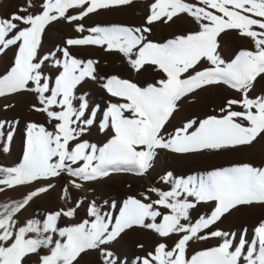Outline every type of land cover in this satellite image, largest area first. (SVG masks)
Listing matches in <instances>:
<instances>
[{
    "label": "snow or ice",
    "instance_id": "6c2138e0",
    "mask_svg": "<svg viewBox=\"0 0 264 264\" xmlns=\"http://www.w3.org/2000/svg\"><path fill=\"white\" fill-rule=\"evenodd\" d=\"M130 3L132 0H42L39 14L0 18V55L10 48L16 49L13 64L6 74L0 75V97L34 93L38 106L33 105V110L54 122L51 131L37 123L27 125L23 162L15 167L0 166V192L62 174L72 177L70 183L77 189L83 186L77 181H97L113 173L144 176L152 168L158 149L182 155L220 152L251 145L264 134V95L250 97L258 77L264 78V0H197L196 3L154 0L147 25L158 21L167 24L187 14L199 30L159 44L148 39L150 27L86 28L83 23H77L75 30L81 35L67 39L66 47L58 49L62 58L58 59L54 53L39 55L43 34L53 22L83 21L92 14ZM33 6L28 0V8ZM28 8L19 11L27 12ZM70 10H76V14H69ZM21 24L25 27L21 28ZM228 30H236L253 42L252 50H241L231 62L221 57L218 42V37ZM85 32L88 34L83 35ZM79 46L118 52L135 72L152 65L164 78L142 88L112 76L102 87L111 97L123 102H109L103 111L98 105L90 107L87 95H77V89L87 80L98 79V61H84L72 55L69 49ZM49 61L59 70L54 83L42 71ZM202 61L211 66L196 70ZM219 85L240 95V99L226 101L220 109L224 115L209 116L194 131L190 129L197 122L190 120L171 135L167 134L166 125L182 99ZM7 123L0 121V139L10 142L12 131L6 137L4 134ZM94 125H98L99 131L112 134L103 147L81 140ZM2 150L9 151L7 147ZM160 179L171 187L168 191L149 188L148 193H155L157 199L152 200L146 193L143 200L130 197L118 217L103 212L91 201L87 208L91 219L71 227L61 228L59 221L61 217L74 218L83 201H78L75 207L49 213L43 221L32 218L22 225L19 222L22 211L36 197L48 192L52 184L30 191L20 201L0 204V264H29L33 255L39 257L40 264H79L82 254L97 250L103 258L102 264H119L105 246L133 227L150 229L161 238L179 237L171 249L166 243H159L139 264H264V222L254 229L251 240L246 232L238 240L234 233L220 230L204 234L238 206L264 205V168L244 163L187 179L167 172ZM64 194L68 199L67 188ZM212 202L210 214L201 215L193 222L191 210L198 204ZM210 237L220 238L222 243L189 259L190 242Z\"/></svg>",
    "mask_w": 264,
    "mask_h": 264
},
{
    "label": "bare ground",
    "instance_id": "6f19581e",
    "mask_svg": "<svg viewBox=\"0 0 264 264\" xmlns=\"http://www.w3.org/2000/svg\"><path fill=\"white\" fill-rule=\"evenodd\" d=\"M34 5L28 8V0H0V18H9L12 14L25 16L28 14H39L42 0H31ZM154 0H132V3L120 8L101 11L86 17L83 21L68 23L65 20H59L50 24L42 37V43L39 55L54 53L58 59L62 58L58 49L66 47L65 41L69 38H79L80 33L75 30L77 23H83L86 28L94 26H129V27H150L152 32L148 39L154 43L164 44L168 40L174 39L178 35H187L199 30L195 21L187 14H181L175 17L172 22L164 23L158 21L152 25L146 24V18L149 15L150 5ZM190 3H196L197 0H187ZM21 8H28L27 12L19 11ZM69 14H76V10H70ZM20 27H25L23 24ZM85 32L83 35H87ZM220 44L219 52L226 62H231L241 50H252L253 42L249 38L242 37L236 30H228L218 37ZM69 51L76 58L87 61L89 59L98 61L96 64V81L87 80L77 89V95H87L90 107L98 105L103 111L109 102L118 103L115 97H111L102 87V84L112 76L121 79H127L136 83L139 87H147L155 84L164 75L157 70L155 66L145 65L140 72H135L127 63L122 54L118 52H106L96 46L71 47ZM16 54L15 47L10 48L4 55H0V75H4L14 62ZM208 63L202 61L197 65L196 70L210 67ZM42 71L46 76L55 77L59 70L52 66L51 62H46ZM187 75V74H185ZM183 78V77H182ZM264 95V78L257 79L250 97ZM228 99H240V95L226 86H209L190 94L179 102L178 110L173 114L166 125L168 135L174 133L178 128L183 127L190 120H195L194 131L199 122L209 116H222L225 113L220 111L224 108ZM77 103H79L77 101ZM37 105L36 94L21 92L10 96L0 97V121H7L4 134L7 136L12 131V140L7 142L0 139V166L15 167L23 162L26 152V127L29 123L44 125L48 130H53V123L44 113L33 110L32 106ZM8 106V107H6ZM235 107V106H234ZM239 111L241 109L235 108ZM126 115H128L126 113ZM98 120L100 119L98 115ZM111 132H101L98 125H94L81 140H86L97 147H103L111 139ZM7 147L8 152L2 149ZM158 154L153 161V166L144 176H137L134 173H113L109 177L83 182L82 188H75L70 181L72 177L62 174L60 177L51 180H41L28 186L15 189H6L0 192V204L20 201L27 193L36 190L38 187L46 184H52L53 187L46 193L36 197L19 215V222L22 225L25 221L37 218L43 221L49 213H54L61 209L75 207L78 201H83L76 210L74 218L61 217L59 227H71L83 222L85 219H91L87 215V208L91 201L101 207L103 212H110L113 217H118L120 210L128 198L133 197L143 200L144 195L148 194L152 200L157 199L155 193H148L149 188H157L163 191L170 190V185L161 181V177L167 172H172L178 178L187 179L190 176L205 175L221 167H230L233 165L248 163L256 168H264V134L257 137L251 145L240 146L236 149L221 150L220 152H205L199 154H176L168 150L158 149ZM68 189L69 198H64V189ZM150 202V201H145ZM114 205V207H113ZM214 202L208 204H198L191 210L192 221L195 222L201 215L210 214ZM162 211H167L162 209ZM159 222V218H158ZM264 222V205H242L233 209L207 232L220 230L230 234H235L238 240L242 232H246L247 238L251 240L254 236V229ZM177 235L168 238H161L150 229L133 227L126 230L116 241L105 246L113 252L118 259L119 264H139V260L146 257L149 252H153L155 247L164 242L171 249L178 240ZM222 243L220 238L210 237L206 240H194L189 244L187 256L190 259L199 251L217 247ZM142 245V247H141ZM46 253V250H43ZM100 252L89 251L79 258V264H102ZM29 264H40L39 257L33 255Z\"/></svg>",
    "mask_w": 264,
    "mask_h": 264
}]
</instances>
